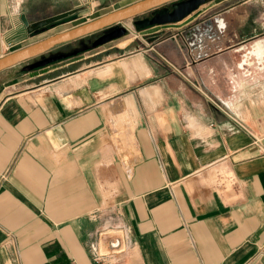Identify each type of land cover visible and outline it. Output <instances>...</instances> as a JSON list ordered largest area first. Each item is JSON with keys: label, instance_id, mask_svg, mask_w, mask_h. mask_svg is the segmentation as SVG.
Instances as JSON below:
<instances>
[{"label": "crops", "instance_id": "crops-1", "mask_svg": "<svg viewBox=\"0 0 264 264\" xmlns=\"http://www.w3.org/2000/svg\"><path fill=\"white\" fill-rule=\"evenodd\" d=\"M56 1L0 0V57L97 19L53 32L86 14L79 1L24 40L20 15L65 13ZM123 24L0 72V264H107L90 246L118 228L131 246L117 264H264V0Z\"/></svg>", "mask_w": 264, "mask_h": 264}, {"label": "water", "instance_id": "water-1", "mask_svg": "<svg viewBox=\"0 0 264 264\" xmlns=\"http://www.w3.org/2000/svg\"><path fill=\"white\" fill-rule=\"evenodd\" d=\"M210 1L212 0H139L83 25L55 34L37 43L0 57V72L17 64L25 63L40 57L38 60L24 67L25 71L35 70L122 38L126 36L128 32L127 27L123 23L129 20H133V25L137 30L152 25L177 23ZM147 12H151V17L134 20ZM72 14L73 12L71 11L65 12L31 23L27 15L22 13L20 15V36L26 40L33 34L37 35L46 32L49 28H53L57 22ZM99 31L104 32L91 44L81 43L70 52L44 56L56 46L72 42Z\"/></svg>", "mask_w": 264, "mask_h": 264}, {"label": "built area", "instance_id": "built-area-1", "mask_svg": "<svg viewBox=\"0 0 264 264\" xmlns=\"http://www.w3.org/2000/svg\"><path fill=\"white\" fill-rule=\"evenodd\" d=\"M82 4L92 9L95 0H81ZM131 246L130 235L126 228H118L112 231H103L98 240L91 244L90 250L93 258L98 263L117 264L128 253Z\"/></svg>", "mask_w": 264, "mask_h": 264}, {"label": "rangeland", "instance_id": "rangeland-1", "mask_svg": "<svg viewBox=\"0 0 264 264\" xmlns=\"http://www.w3.org/2000/svg\"><path fill=\"white\" fill-rule=\"evenodd\" d=\"M58 1H59V3L57 1L56 2H57V4H59V6L57 8H55V9H53L52 10L53 11L52 13L69 12V11L73 10V7L75 5H78L79 1L82 3L81 0H73L71 3L68 0H63V2H60V0H58ZM134 1L137 2L139 0H95V4L96 5H95V7L93 9L91 7L90 8L88 7L86 14L82 15V17H80L79 19H77V20H75V21H73L71 23L65 24V25H60L61 23H64L66 21L71 20V17H73L76 13L67 16L65 19H63V20H61V21H59V22H57L55 24V26H57V25H60V26L56 27V29L53 32L62 31L64 29H66V28H70V27H72L74 25H77V24H79V23H81L83 21H89V20H91L93 18H98L102 14H105L107 12H112L114 10H117V9L121 8L122 6H125V5H127V4H129L131 2H134ZM48 11L51 12V10H44V14H45V12L47 13ZM147 14L149 15L151 13H148L147 12ZM141 16H143V15H140L138 17H141ZM102 32L103 31H99V32L96 33V35H98V34H100ZM97 37H99V36H97ZM87 38H89V37H87ZM36 39H38V37L32 39V41L33 40H36ZM16 47H19V44ZM61 48H63V46L55 47L54 49H52L51 51H49L48 53H46L44 56H49L50 53L56 52L57 50H59ZM8 49H13V46H10V47L8 46ZM68 49L69 50L67 52H70L72 50L69 47H68ZM39 58L40 57L35 58V59H32V60H29V61L25 62L24 65L31 64L35 60H38Z\"/></svg>", "mask_w": 264, "mask_h": 264}, {"label": "flooded vegetation", "instance_id": "flooded-vegetation-1", "mask_svg": "<svg viewBox=\"0 0 264 264\" xmlns=\"http://www.w3.org/2000/svg\"><path fill=\"white\" fill-rule=\"evenodd\" d=\"M178 1H181V0H178ZM171 4H173V3H171ZM171 4H170V5H171ZM146 17H151V14L146 15L144 18H146Z\"/></svg>", "mask_w": 264, "mask_h": 264}, {"label": "bare ground", "instance_id": "bare-ground-1", "mask_svg": "<svg viewBox=\"0 0 264 264\" xmlns=\"http://www.w3.org/2000/svg\"><path fill=\"white\" fill-rule=\"evenodd\" d=\"M19 3V2H18Z\"/></svg>", "mask_w": 264, "mask_h": 264}]
</instances>
